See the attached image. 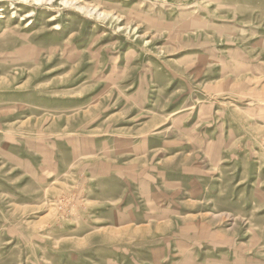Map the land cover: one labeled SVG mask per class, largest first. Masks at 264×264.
Wrapping results in <instances>:
<instances>
[{
	"label": "rangeland",
	"instance_id": "374dc122",
	"mask_svg": "<svg viewBox=\"0 0 264 264\" xmlns=\"http://www.w3.org/2000/svg\"><path fill=\"white\" fill-rule=\"evenodd\" d=\"M39 1L0 0V264H264V0Z\"/></svg>",
	"mask_w": 264,
	"mask_h": 264
},
{
	"label": "crops",
	"instance_id": "0c3cea01",
	"mask_svg": "<svg viewBox=\"0 0 264 264\" xmlns=\"http://www.w3.org/2000/svg\"><path fill=\"white\" fill-rule=\"evenodd\" d=\"M136 252H137L136 255L135 254H130V256L126 257L125 259L128 260V261H127V263H124V264H144V260H143L144 254L142 252H140V251H136ZM159 258L157 257L156 261H159ZM130 259H132V260L136 259V261L130 262L129 261ZM156 261H155V259H153L154 264H156ZM203 262H204V260L202 261V263Z\"/></svg>",
	"mask_w": 264,
	"mask_h": 264
},
{
	"label": "bare ground",
	"instance_id": "6f19581e",
	"mask_svg": "<svg viewBox=\"0 0 264 264\" xmlns=\"http://www.w3.org/2000/svg\"><path fill=\"white\" fill-rule=\"evenodd\" d=\"M35 1V3H39L40 1L39 0H34Z\"/></svg>",
	"mask_w": 264,
	"mask_h": 264
}]
</instances>
